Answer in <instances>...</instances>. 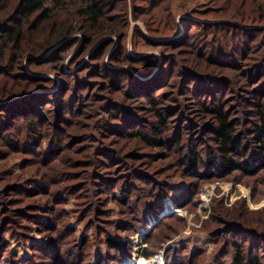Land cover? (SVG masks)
<instances>
[{
    "label": "rangeland",
    "instance_id": "374dc122",
    "mask_svg": "<svg viewBox=\"0 0 264 264\" xmlns=\"http://www.w3.org/2000/svg\"><path fill=\"white\" fill-rule=\"evenodd\" d=\"M51 7L74 31L43 53L32 18L0 34V264H232L235 243L263 263L264 0Z\"/></svg>",
    "mask_w": 264,
    "mask_h": 264
},
{
    "label": "trees",
    "instance_id": "16d2710c",
    "mask_svg": "<svg viewBox=\"0 0 264 264\" xmlns=\"http://www.w3.org/2000/svg\"><path fill=\"white\" fill-rule=\"evenodd\" d=\"M14 3V0H0L1 2ZM64 0H17V5L14 13L16 14L15 22L12 24L8 30L3 33L0 32L8 41H18L22 34L25 32L22 30V25H20L21 20L33 19L32 22L35 28L37 25H43L42 31H46V35L43 42L46 40L45 45L39 49L40 53H43L46 49L51 46H55L62 39L73 33L74 22L66 18L60 20L58 23L56 19H52V5L56 6L62 3ZM103 0H77L78 6L80 8L79 18L83 21L97 23L104 17V11L102 7ZM14 8V5H13ZM13 13V14H14ZM5 18V17H4ZM1 19V20H4ZM4 25V24H3ZM2 24L0 23V27ZM40 31L38 32V37ZM39 46V45H38ZM39 53V54H40ZM151 72H146L141 74V76H151ZM202 107L208 114L213 117L217 122V127L214 130L215 140L219 144V149L221 151L220 157L222 158L221 163L228 168L231 166L232 155L235 154L238 148L237 141L231 136V127L227 122L224 112L221 106H208L204 102H201ZM260 114V113H259ZM261 114H263L261 112ZM262 118V116H261ZM163 124V119H159ZM260 138L264 139V124L256 128V139L261 143ZM261 154H264V140L261 146ZM264 157V155H261ZM196 154H193L189 158V162L195 160ZM264 163V160H263ZM234 255L232 264H264L259 259L258 256L246 257L243 247L239 244H234Z\"/></svg>",
    "mask_w": 264,
    "mask_h": 264
}]
</instances>
